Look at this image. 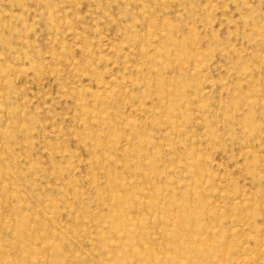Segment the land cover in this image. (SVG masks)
Listing matches in <instances>:
<instances>
[{
  "label": "rangeland",
  "instance_id": "1",
  "mask_svg": "<svg viewBox=\"0 0 264 264\" xmlns=\"http://www.w3.org/2000/svg\"><path fill=\"white\" fill-rule=\"evenodd\" d=\"M0 264H264V0H0Z\"/></svg>",
  "mask_w": 264,
  "mask_h": 264
}]
</instances>
